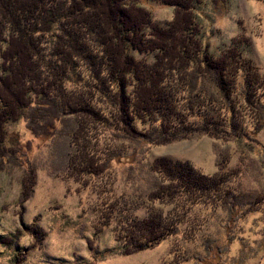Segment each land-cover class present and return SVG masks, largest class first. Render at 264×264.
<instances>
[{
	"label": "trees",
	"instance_id": "16d2710c",
	"mask_svg": "<svg viewBox=\"0 0 264 264\" xmlns=\"http://www.w3.org/2000/svg\"><path fill=\"white\" fill-rule=\"evenodd\" d=\"M147 1L0 0V150L8 138L20 137L8 130L10 122L28 118L36 133L39 122L49 121L52 127L57 120L64 124L67 114L80 113L82 122L69 132L75 145L69 165L80 180L104 166L100 139H143L137 131L141 122L159 127L157 134L166 142L188 131L214 137L219 144L227 136L220 137L218 130L227 124L252 132L242 109L264 127V111L256 106L252 114L247 105L263 95H258L259 72L234 44L217 56L210 52L193 14L200 0H161L175 12L165 24L153 18ZM239 113L243 117L236 116ZM113 144L109 145L117 149ZM118 149L122 152L123 147L119 144ZM247 149L257 155L255 147ZM235 152L226 154L224 164L212 174L176 155L159 157L153 169L162 179L154 197L173 205L171 215L154 209L137 219L127 215L128 208L111 202L103 207L105 221L122 213L117 225L122 250L153 247L185 225L184 237L191 235L190 241L198 246L182 263L201 256L199 260H205L206 246L196 239L200 232L212 238L207 233L217 210L220 228L229 233L225 244L245 241L249 234L237 222L249 217L241 215L253 209L260 196L242 188V166L228 170ZM245 157L241 152L242 162ZM215 240L217 244L220 237ZM186 253L187 248L180 247L177 259Z\"/></svg>",
	"mask_w": 264,
	"mask_h": 264
},
{
	"label": "rangeland",
	"instance_id": "374dc122",
	"mask_svg": "<svg viewBox=\"0 0 264 264\" xmlns=\"http://www.w3.org/2000/svg\"><path fill=\"white\" fill-rule=\"evenodd\" d=\"M196 5L193 14L211 53L217 56L234 44L252 59L259 72L258 95L261 92L263 95L257 102L247 104L248 112L256 114L258 107L263 113L264 0H200ZM146 6L162 24L175 13L174 7L161 0H148ZM237 101L234 92L232 104ZM245 111L242 109L252 132H241L235 125L227 124L222 129L229 133L223 135L220 128L217 134L231 138L224 137L217 141L219 144L214 142V137L200 135L201 132L191 135L188 131L177 134V141H162L163 136L157 134L159 127L153 129L144 122L138 124L137 130L143 139L104 137L98 145L104 151L103 157L99 156L104 161L103 168H97L96 175L87 174L80 180L72 175L69 165L75 151L70 133L82 122L80 113L67 114L64 124L57 120L52 122V127L47 125L49 121L39 122L34 126L36 133L28 118L8 123V130H16L20 137L8 138L0 150V264H264V127L258 126ZM236 116L243 117L242 113ZM114 141L113 146L119 148L120 144L122 152L111 148L109 144ZM251 146L257 155L248 152ZM234 150L235 157L231 158L228 170L242 166V188L260 196L259 203L241 215L249 217L237 222V227H245L249 234L245 241L234 239L225 244L229 233L220 228L221 212L217 210L207 233L213 239L202 236L200 231L196 239L199 245L206 246L203 261L199 260L201 256L195 262L182 263L187 256H193L198 246L190 241L191 235L184 237L185 225L179 226L181 231L177 229L172 238L153 247L132 252L122 250L124 243L117 233L122 213H118L116 220L105 221L106 203L111 202L119 209L128 208L127 215L137 219L148 216L154 209L162 210L164 216L171 215L173 205L166 203L164 197H154L162 179L153 169L155 161L161 156L176 155L212 174L224 164L222 158ZM241 152L246 156L243 162L239 158ZM124 220L122 217L121 223ZM181 235L186 241L181 240ZM182 246L188 253L178 260L176 254Z\"/></svg>",
	"mask_w": 264,
	"mask_h": 264
}]
</instances>
